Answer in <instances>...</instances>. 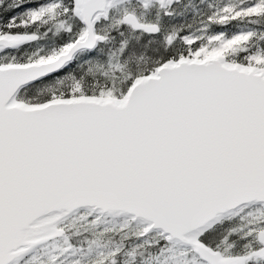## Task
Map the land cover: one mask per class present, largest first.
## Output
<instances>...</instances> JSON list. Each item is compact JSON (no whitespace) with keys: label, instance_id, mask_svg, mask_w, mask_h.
Segmentation results:
<instances>
[{"label":"snow or ice","instance_id":"6c2138e0","mask_svg":"<svg viewBox=\"0 0 264 264\" xmlns=\"http://www.w3.org/2000/svg\"><path fill=\"white\" fill-rule=\"evenodd\" d=\"M0 264H264V0H0Z\"/></svg>","mask_w":264,"mask_h":264}]
</instances>
